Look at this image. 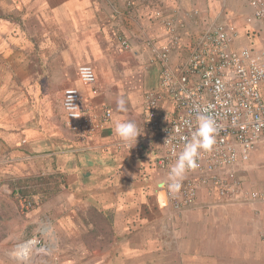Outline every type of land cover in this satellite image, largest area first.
I'll use <instances>...</instances> for the list:
<instances>
[{"label": "crops", "instance_id": "1", "mask_svg": "<svg viewBox=\"0 0 264 264\" xmlns=\"http://www.w3.org/2000/svg\"><path fill=\"white\" fill-rule=\"evenodd\" d=\"M128 1L131 7L126 0H0V256L9 251L4 243L15 233L14 221L25 220L6 194L9 188L29 199L43 197L39 211L27 217L44 212L64 240L84 242L78 249L83 264H219L218 257L264 264V199L242 194L230 200L203 187L192 207L172 210L169 172L159 166L165 148L146 126L145 99L160 91L161 66L151 62L144 43L152 37L169 45L154 13L179 7L187 25L181 46L170 54L176 68L190 53L191 43L184 42L213 18L238 28L232 49L256 52L264 49V21L253 18L244 0H238V12L224 14L217 12V0ZM195 9L199 16L187 17ZM81 65L95 69L94 87L80 81ZM70 88L81 92L83 108L93 114L112 111L105 129L82 139L67 128L63 100ZM260 93L264 99V83ZM157 111L163 123L177 113L168 96ZM117 120L142 133L130 150L114 132ZM222 173L236 175L249 192L264 191L263 147L248 163Z\"/></svg>", "mask_w": 264, "mask_h": 264}, {"label": "built area", "instance_id": "2", "mask_svg": "<svg viewBox=\"0 0 264 264\" xmlns=\"http://www.w3.org/2000/svg\"><path fill=\"white\" fill-rule=\"evenodd\" d=\"M244 1L253 10V18L264 21V0ZM199 14L200 11L195 9L186 15L196 19ZM154 16L170 37L166 46L146 38L151 62L161 66L160 91L148 92L145 99L146 126L157 134L165 148L159 166L170 171L185 143L195 138L198 116H211L217 129L212 149L200 151L196 161L198 166L186 170V178L181 180L179 190L172 192L166 188L172 210L181 212L192 207L203 187H209L210 191L215 190L219 196L230 200L242 194L252 201L264 199V191L249 192L236 175L222 173L248 163L260 146L264 149V99L260 93V86L264 83V49L257 52L248 48L232 49L231 43L238 36L237 28L211 20L193 40L185 62L174 68L170 54L173 48L182 44L181 32L186 29V21L179 7L170 13L156 10ZM122 44L127 49L131 46L125 40ZM78 77L85 86L94 87L97 83L96 71L90 65L79 66ZM92 89L93 95H97L98 91ZM165 96L172 98L177 113L163 123L157 110ZM82 101L78 89L70 88L64 92L67 128L84 139L105 129L113 114L110 109H106L103 116L93 114L83 108ZM197 174L199 178L191 177ZM19 199L25 210L32 208L31 202L23 196ZM45 232L43 227L38 234ZM46 249L47 245L38 235L15 246V252L21 259L47 252Z\"/></svg>", "mask_w": 264, "mask_h": 264}, {"label": "rangeland", "instance_id": "3", "mask_svg": "<svg viewBox=\"0 0 264 264\" xmlns=\"http://www.w3.org/2000/svg\"><path fill=\"white\" fill-rule=\"evenodd\" d=\"M126 2H127L126 6L128 5V7H131L130 2H132V1L126 0ZM215 3H216L215 7H216L217 12L219 10H221V12H220L221 14H224V9L226 11L231 12V13L238 12L237 9H239V8L241 9V6L240 5L238 6V0H229V1L217 0ZM5 10L6 11H3V13H4L3 15L6 17V15H8L9 11H8V8ZM170 12H168V13H170ZM229 12H226V13L228 14ZM212 20L219 21V22L220 21L225 22V21H223V18L219 19V17L213 18ZM201 21H202V17L199 18V20L197 22L201 23ZM203 22H204V20H203ZM232 25H234V24H232ZM234 26L236 27V25H234ZM237 30H238V28H237ZM195 36H197V34ZM195 36L192 37L191 40L189 38V41L187 43L184 42V44H189V43L192 44L193 40L195 39ZM147 38H152V37H147ZM152 39H155V38H152ZM144 43L146 46V40L144 41ZM143 46H144V44H143ZM17 183H18V181L14 180V184H17ZM16 190L21 191L20 188H16ZM6 194L9 197H11L13 200L16 201V206H19V215L22 214V217H24L25 220H23V224L18 222V220H21L20 218H17L14 221L13 225H14V227H16V230H15V233L10 235L9 238L6 239V241L4 243L6 245L5 247L9 251L7 252L6 257L0 256V264H83L84 263L83 260L85 257H81L79 255V252H78V249L80 250L79 245L81 246V248L85 246L84 242H78V241L74 242L73 240L68 241L66 239L64 240L63 234L61 232L57 231V229L54 225L55 223L53 221V218L50 215L47 216L46 214H44V212H41L40 214H38L36 216V218L34 217L33 219L30 217H27V214L31 213V211H33L34 209L41 208V205L43 203H45V202H43V197L37 195V196L33 197L32 199H29L26 196H24L23 194H21L20 192H13L9 188H7ZM20 196L21 197L23 196V198H25L26 200L31 202L32 208L30 210L27 211L23 208L22 203L19 199ZM50 203L55 204L57 202L56 201H50ZM8 210L10 211V207L7 209V211ZM38 211H39V209H38ZM43 227L46 228V232L43 235H39L38 232ZM35 235L40 236L42 238L44 244L47 245V249H46L47 252L35 254L29 259H21V257H19L15 252V246L27 241L29 238H32ZM18 236H22L21 240L15 241V239H17ZM2 237H3V235L0 234V239H2ZM185 242H184V244H185ZM0 243L3 244V241L1 240ZM91 244H92V242H91ZM68 253H70V256H65ZM225 254L227 255L228 252ZM236 256L237 255L234 256V259L236 258ZM234 259L232 258V261ZM218 261H219V264L220 263L224 264V262H221V261H225V264H229L228 259L225 260L223 258L218 257ZM234 262L236 263V261H234Z\"/></svg>", "mask_w": 264, "mask_h": 264}, {"label": "clouds", "instance_id": "4", "mask_svg": "<svg viewBox=\"0 0 264 264\" xmlns=\"http://www.w3.org/2000/svg\"><path fill=\"white\" fill-rule=\"evenodd\" d=\"M90 78V77H89ZM125 101L121 99L118 102V108L123 109ZM215 121L211 116H198L197 127L194 132V139L185 143L183 151L180 153L176 163L171 167L165 187L172 192L178 191L180 182L184 177L186 170L195 169L197 157L201 150L210 151L215 143L216 134ZM114 132L129 150L135 146L138 136L142 135L136 124L132 122L115 123Z\"/></svg>", "mask_w": 264, "mask_h": 264}, {"label": "trees", "instance_id": "5", "mask_svg": "<svg viewBox=\"0 0 264 264\" xmlns=\"http://www.w3.org/2000/svg\"><path fill=\"white\" fill-rule=\"evenodd\" d=\"M27 195V194H26ZM25 194H24V196H26ZM27 197V196H26Z\"/></svg>", "mask_w": 264, "mask_h": 264}]
</instances>
